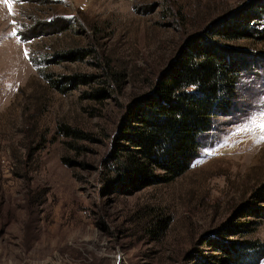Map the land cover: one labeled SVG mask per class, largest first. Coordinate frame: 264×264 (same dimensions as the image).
I'll return each mask as SVG.
<instances>
[{"label":"rangeland","instance_id":"obj_1","mask_svg":"<svg viewBox=\"0 0 264 264\" xmlns=\"http://www.w3.org/2000/svg\"><path fill=\"white\" fill-rule=\"evenodd\" d=\"M243 2L0 0V264H194L237 218L264 241V37L232 41L255 65L182 173L117 188L108 161L126 102Z\"/></svg>","mask_w":264,"mask_h":264},{"label":"trees","instance_id":"obj_2","mask_svg":"<svg viewBox=\"0 0 264 264\" xmlns=\"http://www.w3.org/2000/svg\"><path fill=\"white\" fill-rule=\"evenodd\" d=\"M176 13L182 21L181 12ZM40 25L60 28L51 18L41 20ZM34 27L30 26V35L42 32L35 33ZM250 36L264 37V0H245L187 36L155 72L149 86L126 102L118 136L124 142L115 143L108 160L117 188L137 189L167 181L189 167L214 117L227 113L239 75L255 65V52L232 42ZM79 51L69 50L72 57ZM50 75L45 73L47 78ZM260 199L264 200V190ZM250 229L246 220L238 218L213 229L212 245L218 254L206 258L197 249L191 252L194 264H257L264 255V241L241 235ZM232 233L239 236L222 235Z\"/></svg>","mask_w":264,"mask_h":264}]
</instances>
